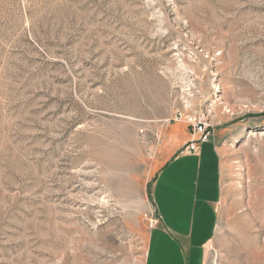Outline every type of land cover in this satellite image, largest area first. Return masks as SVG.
<instances>
[{
    "label": "rangeland",
    "instance_id": "obj_1",
    "mask_svg": "<svg viewBox=\"0 0 264 264\" xmlns=\"http://www.w3.org/2000/svg\"><path fill=\"white\" fill-rule=\"evenodd\" d=\"M193 117L223 170L193 259L264 264V0H0V264H182L152 228L217 195L166 159Z\"/></svg>",
    "mask_w": 264,
    "mask_h": 264
},
{
    "label": "crops",
    "instance_id": "obj_2",
    "mask_svg": "<svg viewBox=\"0 0 264 264\" xmlns=\"http://www.w3.org/2000/svg\"><path fill=\"white\" fill-rule=\"evenodd\" d=\"M171 139L168 142V145L166 147V159L176 160L179 158L181 154L187 156V157H194V158H201L202 161H205V167H206V173L210 174V180L204 181L206 186L204 187L203 194H207L209 192L211 185L215 184V189L217 192V195L214 198L210 197H204L203 199L198 198L200 194V176L198 177V182L196 184L195 190L197 192L194 193L193 197L195 198L194 202L191 205V211L194 212V215H191L190 217L185 216L184 222L182 223V220L177 223L178 225H171L166 224L163 225V221L161 218V215L159 216L156 224L153 226L152 230L155 229L162 231L164 235H166V240L170 239L174 242V245L178 248V258L179 261H181L182 264H196L195 263V255H198L200 253L201 246L206 243L211 237H213L215 233V227L217 222V207L219 203L222 200L221 194H222V166L220 165V159H219V151L216 147V142H214L212 153L211 151L209 153H205V149L203 148L201 151V147H204V144H208L209 142L200 143L198 145V148L195 152H182L181 148L189 141L197 138V134H189L185 131V126L183 123L178 124L174 126L173 132L171 133ZM216 141V140H215ZM181 151V152H180ZM166 161V160H165ZM164 161V162H165ZM180 161V160H179ZM170 163L166 164V166ZM200 165V160L197 164V167ZM165 166V167H166ZM209 175V176H210ZM159 177V176H158ZM158 178L156 179V181ZM155 181V183H156ZM202 190V191H203ZM201 200V202L199 201ZM209 208L213 211L214 218H212L209 222L205 218L204 212H209ZM212 214V213H211ZM198 218V219H196ZM207 221V222H206ZM212 232V234H210ZM168 237V238H167ZM163 242H166L165 239ZM165 245H169L167 242ZM194 258V259H193Z\"/></svg>",
    "mask_w": 264,
    "mask_h": 264
},
{
    "label": "built area",
    "instance_id": "obj_3",
    "mask_svg": "<svg viewBox=\"0 0 264 264\" xmlns=\"http://www.w3.org/2000/svg\"><path fill=\"white\" fill-rule=\"evenodd\" d=\"M194 124L195 134L197 138L189 142L184 146L183 152H195L200 143L209 142L214 133V125L207 120H203L201 117H193L190 119Z\"/></svg>",
    "mask_w": 264,
    "mask_h": 264
}]
</instances>
